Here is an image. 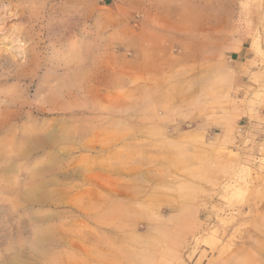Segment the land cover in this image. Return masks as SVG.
I'll return each mask as SVG.
<instances>
[{
    "label": "rangeland",
    "instance_id": "1",
    "mask_svg": "<svg viewBox=\"0 0 264 264\" xmlns=\"http://www.w3.org/2000/svg\"><path fill=\"white\" fill-rule=\"evenodd\" d=\"M259 235L264 0H0V264H264Z\"/></svg>",
    "mask_w": 264,
    "mask_h": 264
},
{
    "label": "crops",
    "instance_id": "2",
    "mask_svg": "<svg viewBox=\"0 0 264 264\" xmlns=\"http://www.w3.org/2000/svg\"><path fill=\"white\" fill-rule=\"evenodd\" d=\"M246 244H249L250 246L256 247V249L261 250L262 253L264 252V236L259 235L257 238L252 239L249 243H246ZM235 246H236L234 249L235 255L241 254V252H243V251L246 252V250H247L246 247H244V248L242 247V243H240L239 245L235 244Z\"/></svg>",
    "mask_w": 264,
    "mask_h": 264
}]
</instances>
